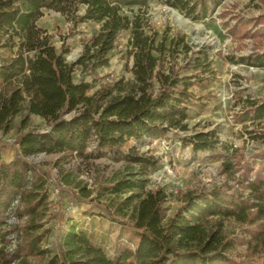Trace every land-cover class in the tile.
Returning <instances> with one entry per match:
<instances>
[{
	"label": "trees",
	"instance_id": "trees-1",
	"mask_svg": "<svg viewBox=\"0 0 264 264\" xmlns=\"http://www.w3.org/2000/svg\"><path fill=\"white\" fill-rule=\"evenodd\" d=\"M150 0H0V130H10L21 115L24 126L32 116L46 120L45 130L38 128L16 133L18 154L10 161L0 159V264H27L28 254L43 256L38 229L39 209L45 203L47 180L35 174L27 157L39 153L82 152L91 142L97 146L122 145L132 138L158 136L173 130L189 131V112L195 105V86H203L214 74L208 50L184 44V63L168 60L166 39L159 40L148 8ZM192 19L209 17L224 0H166ZM79 6L84 7L77 14ZM47 7L68 15L74 28L95 22L91 36L73 62L66 61L68 49L57 48L53 36L36 24ZM228 10L220 13L226 16ZM257 24L264 16L255 18ZM256 24V25H257ZM129 30V54L133 57L132 78L109 81L94 93L90 84L75 81L79 67L83 74H94L110 62V53L122 31ZM246 37H264L239 23L232 30ZM182 40L172 39L174 45ZM251 66H264V51L243 57ZM241 99V98H240ZM241 119L261 121L248 131L253 141L264 144V99L247 97L240 102ZM195 150L216 151L221 142L216 131H197L186 137ZM228 152L229 149L224 146ZM222 162L228 170L240 172L239 185L249 195L239 201L218 195L210 200L202 192H187L183 206L166 216L167 198L162 186L149 189L133 206L131 225L138 234L133 248H125L111 258L95 245L85 231L69 226L61 237L57 254L45 264H264L232 258L228 250L235 244L221 228L209 227L214 215L235 218L249 225L247 248L254 254L264 252V147L254 156L232 147ZM34 173L35 176H32ZM61 184L59 183V186ZM62 186V185H61ZM138 180L120 178L114 192L142 187ZM134 195L123 200L128 203ZM205 197V198H204ZM205 199V206L200 200ZM17 203H15V201ZM107 209L105 204H97ZM23 213L26 225L19 230L20 240L10 250L9 217L11 211Z\"/></svg>",
	"mask_w": 264,
	"mask_h": 264
},
{
	"label": "rangeland",
	"instance_id": "rangeland-1",
	"mask_svg": "<svg viewBox=\"0 0 264 264\" xmlns=\"http://www.w3.org/2000/svg\"><path fill=\"white\" fill-rule=\"evenodd\" d=\"M148 4L159 40L165 37L166 46L171 49L168 60L184 63L186 42L194 49L208 50L214 74L206 84L193 89L196 100L189 112L190 130L172 129L158 136L132 138L113 147L100 148L96 142H91L82 152L39 153L27 157L35 174L47 180V197L38 216V232L42 236L40 246L45 253L43 256L28 254L27 264H45L53 258L61 237L71 224L90 235L91 241L102 247L109 257L117 258L125 248H133L138 240L134 228L124 222L131 224L133 206L149 189L157 186H162L167 194L164 202L166 216L183 206L185 195L190 191L204 193L207 200L218 195L239 201L241 195L245 194L243 198L249 195L248 188L239 185L240 172L226 170L222 162L227 160L232 147L243 149L248 157L264 147L248 134L261 120L241 119L242 116L238 115V102L242 98L264 99V66L253 67L242 61L252 52L264 51V37L243 38L238 35L241 31L233 33L232 30L239 23H246L251 31L264 34V22H254L255 18L264 16V0H224V4L209 17L199 20L170 6L166 0H150ZM225 9L228 13L221 17L220 13ZM42 11V16L36 20L37 26L53 36L57 48L64 46L68 49L64 54L66 61H75L83 50L84 40L100 26L99 22L83 23L74 28L68 15L47 7ZM83 11L84 7L79 6L77 14ZM129 37V30L120 33L110 53L109 64L94 74H83L77 67L75 81H87L89 92L94 93L112 80L132 78ZM173 38L182 41L174 45ZM3 88L0 77V92ZM21 119V115L16 116L9 131L0 130V159L4 161H10L18 154L17 132L48 127L46 120L39 116H32L26 126ZM211 130L216 131L221 140L216 151L195 150L186 140L197 131ZM120 178L138 180L143 186L114 192L111 186ZM130 195H134L132 200L123 203ZM204 198L200 200L201 206H205ZM99 203L105 204L111 214L99 207ZM22 214L15 208L10 213V229L15 232L9 237L10 250L20 240L19 230L26 225L27 217ZM210 218V228H221L228 239L234 240V246L228 250L232 258L254 262L264 260V252L254 254L247 248L249 225L217 214Z\"/></svg>",
	"mask_w": 264,
	"mask_h": 264
},
{
	"label": "built area",
	"instance_id": "built-area-1",
	"mask_svg": "<svg viewBox=\"0 0 264 264\" xmlns=\"http://www.w3.org/2000/svg\"><path fill=\"white\" fill-rule=\"evenodd\" d=\"M18 200L15 201V203H17Z\"/></svg>",
	"mask_w": 264,
	"mask_h": 264
}]
</instances>
